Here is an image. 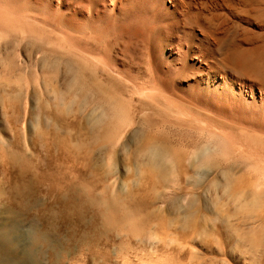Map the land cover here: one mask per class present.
Here are the masks:
<instances>
[{
	"label": "bare ground",
	"instance_id": "obj_1",
	"mask_svg": "<svg viewBox=\"0 0 264 264\" xmlns=\"http://www.w3.org/2000/svg\"><path fill=\"white\" fill-rule=\"evenodd\" d=\"M0 107L40 147L0 138V264L200 230L201 196L157 207L174 180L232 207L239 246L263 245L264 0H0ZM119 159L126 190L113 189Z\"/></svg>",
	"mask_w": 264,
	"mask_h": 264
},
{
	"label": "rangeland",
	"instance_id": "obj_2",
	"mask_svg": "<svg viewBox=\"0 0 264 264\" xmlns=\"http://www.w3.org/2000/svg\"><path fill=\"white\" fill-rule=\"evenodd\" d=\"M6 116L7 114L5 110L0 107V138L1 139L3 138L4 140L8 141L14 137L15 133H18L19 136L25 140V145L28 146L27 149H30L32 152H34V154L37 153L38 149L40 150V147H36L30 141L31 136L33 134L32 131L35 132V130L33 128L31 129L28 123L26 126H24L26 128L24 127L22 128V126L21 127L18 126L17 128H14L13 125H10L7 122ZM26 119L25 121L28 122L29 120ZM87 147L88 145L85 144L79 147L80 149L79 152L81 153V156H79L80 159L84 155L87 156L91 152L92 153L89 154V156H92L93 158V144L89 145L88 148ZM64 149L66 152H68L66 154H68L67 158L69 159L68 160L69 162H67L66 165L68 167H71V165L75 160L73 152L76 153L78 149L76 145L72 143H68V146L67 144L64 145ZM84 151L85 152L87 151L86 152L87 154ZM40 153L42 156L47 155V153L43 149H41ZM48 156L51 157V153L48 154ZM0 157L3 158L2 155H0ZM2 158H0L1 160L0 184L1 187H4L5 185H3V182L5 180V174L1 164L3 163L4 159ZM82 162L83 164H85L88 162V160L86 161L83 160ZM82 162L78 163L77 165L80 166ZM91 163H93V159H91ZM127 174L128 172L124 161L119 159L117 161L115 174L113 176L115 181L114 183L115 185L113 189H117V187L119 188L121 187V189L123 190L127 189V187H124V182H123ZM209 175H206V177L203 176L205 177V179L204 178L203 179L205 181H208L212 177L211 174ZM46 185L49 186L48 183ZM167 185L168 186L162 188L163 190L161 189V197L162 195L164 196L162 197L163 199L160 198L159 199L160 202L158 201L159 203H157V207L162 206L160 207V209H163L165 207L164 204L165 199H168L169 197L171 198L173 195L176 194L181 195L183 197H187L189 194L193 193L195 195L201 196L203 201H206V204L209 208V211L206 213L207 221L206 224H204L202 228H200V230L199 228L198 230L196 228H193L194 225H192L193 227L188 229L187 234H182V233L172 232L169 228L167 227L164 228V226H162L163 227L161 228L162 231L159 230L161 232L160 234H158L159 237L157 239L154 237H152L151 240L146 238L144 239L143 242L137 241L136 239H133L132 241V239L129 238L128 236L121 234L115 238V242H118V240L121 241L122 239V242H124L125 244L126 242L127 243L129 242L130 245V246L126 245L128 248L123 249V252L122 251L119 252L118 249L115 248L114 242L109 241V244L107 245L108 241L102 239L91 249L81 248L80 251L77 252L75 257L74 256L72 257L69 256V258L61 257L60 258L61 264H86V263L87 264H103V263L104 264H254V263L264 264V243L263 245L259 244L260 246L259 248L257 247V252H255L254 254H251L248 251H246L245 250L246 246L242 247L238 245L234 233L232 231L229 232V230L227 231L225 228V224L228 223L229 225L230 224L234 225L236 224V222L232 218L229 219L226 218L227 221L224 223L223 221L225 217H222V216H226L228 210L232 207L225 205L223 202H214L213 200H215L216 195L213 191L208 189L207 190L203 189V190H198L197 192V189L191 190L184 187V184L180 183L178 180H174L173 183L169 182ZM178 188H180L181 190ZM4 201H5L4 199H0V210H1L0 212H2L0 214V218L8 219L11 218V216L3 212L7 206L6 202ZM22 217H24V219ZM19 218L23 219L21 220L22 227L24 229L28 228L29 223L28 220L25 219V216L23 215L20 216ZM164 221L165 220H161L160 224H164L163 223ZM106 249L110 251L109 254L106 253L104 254L103 251H105ZM99 251L102 252L104 255ZM34 253L35 254L31 255L33 256L32 258V261L34 260L33 262H37V263L41 262L38 264H53L48 254L42 256L39 254V252H34ZM90 257L91 259H93L92 261L90 260ZM82 258L83 260L81 261ZM256 258L260 260H256ZM7 259H6L7 263L5 262L4 264H18V262L16 263V261L10 258H9L10 260Z\"/></svg>",
	"mask_w": 264,
	"mask_h": 264
}]
</instances>
